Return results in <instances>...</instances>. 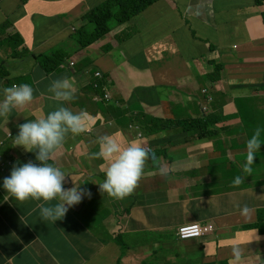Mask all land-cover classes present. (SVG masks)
<instances>
[{"label": "crops", "instance_id": "crops-1", "mask_svg": "<svg viewBox=\"0 0 264 264\" xmlns=\"http://www.w3.org/2000/svg\"><path fill=\"white\" fill-rule=\"evenodd\" d=\"M104 1L0 0V25L9 20L7 35L19 33L24 43L18 40L14 54L0 43V99L12 84L35 89L31 105L0 117V141L5 142L0 157H12L17 166L30 160L40 164L35 150L13 145L8 134L14 140L20 124L55 107L47 92L52 80L70 77L77 91L65 106L86 110L95 121L91 132L69 134L49 161L66 174L65 189L76 184L92 194L62 220L39 219L32 211L37 201L5 200L3 179L14 164L0 172V264H229L237 243L243 264H264V233L246 227L264 210L260 158L244 183L232 186L236 176H245L246 141L252 135L246 128L264 127V0H159L78 49L80 17ZM56 50L67 56L54 71L31 55ZM96 71L121 107L92 101ZM256 85L263 91H252ZM241 98L247 99L240 100L238 113L235 100ZM139 111L179 121L146 131L150 121L134 122L131 116ZM195 119L209 123L203 129L183 124ZM105 134L141 140L155 150L168 175H160L149 160L131 195L114 200L101 194L103 161L87 153L98 151L97 138ZM263 153L262 143L255 156ZM238 204L248 205L247 217ZM203 221L212 222L214 231L177 237L180 224Z\"/></svg>", "mask_w": 264, "mask_h": 264}, {"label": "clouds", "instance_id": "clouds-1", "mask_svg": "<svg viewBox=\"0 0 264 264\" xmlns=\"http://www.w3.org/2000/svg\"><path fill=\"white\" fill-rule=\"evenodd\" d=\"M81 17L79 19L80 26ZM10 27L11 23L9 28ZM9 28H7V30ZM7 30L5 34L0 35V43L4 42L7 44L11 48V54H14L18 52L17 45L18 40H20L18 35L20 36V34L7 35ZM9 36H13L10 43L6 41V38ZM22 44H24L23 39ZM31 55L36 59L40 56ZM70 64L73 66L75 63L71 62ZM0 65H2V63H0ZM220 70L221 67L218 66L215 72ZM93 76L95 82L90 84L93 91L91 96L92 101L102 104L113 103L116 105L115 107H121L118 102L112 100L109 90L100 84L102 81L101 72L96 71L93 73ZM256 86L250 87L252 91H263L262 87L256 88ZM34 91L35 89L29 83L12 84L11 86L3 88V98L0 99V117L8 118L14 110L26 109L34 100ZM76 91L75 82L70 77L65 76L52 80L47 87V92L49 93L48 99L55 102V107L44 115L37 116L32 120H27L20 124L18 126V134L14 137V140L12 134H8V138L13 141V145L22 146L25 151L29 152L35 150V159L40 162L39 165L30 160L27 163L17 166L14 164V159L12 157H0V172L6 171L14 164L10 176L3 179V188L7 192L5 200L11 197L19 203H24L29 200L37 201L38 203H36L32 211L38 212L39 219L45 222H51L52 224L57 220H62L69 208L79 204L85 196L90 199L92 195L90 191L80 188L76 184L74 187L65 189L63 184L66 174L60 167L49 162L55 160L56 156L63 148L69 134L78 136L93 130L95 121L86 110L74 112L69 107L65 106L67 102H71L75 98ZM248 98L254 99L253 96ZM244 99L247 98L235 100L238 113H240L239 102ZM207 101L211 102L212 98L208 97ZM202 109L204 113L209 110L206 105H204ZM131 116L134 122L139 119H142V121L148 119L150 124L146 131L159 128V123H157V121H151L154 117H148L145 111H139L137 114L133 113ZM199 120H206L207 122V124L198 126L201 129L209 123L207 119H195L191 122H197ZM162 121H170L167 123L168 126L174 127L179 120L172 119ZM186 124L191 125L190 123ZM262 134H264V129L257 127L246 141V159L245 163L242 165V172L245 173V176H236L232 184L233 187H239L244 183V178L251 175L255 154L259 151L261 144L264 143V140L261 139ZM139 136H141V134H139ZM97 144L98 151L87 153V156L91 160L103 161V163L99 165V171L104 174L105 178L102 182L97 183L99 185L98 190L101 194H107L108 197L114 200H123L135 191L144 175L145 167L149 160H151L153 166L158 168L160 175L167 176L169 173V169L161 165V159L157 156L155 150L145 148L143 142L139 139L125 140L117 134H105L97 138ZM4 145L5 142L0 141V147ZM237 207L240 209L241 215L247 217L250 214L251 210L247 204L243 206L238 204ZM263 211L264 210L259 211L258 221L261 220V222L264 223ZM191 224L208 226L209 230L198 235L182 238L179 235V228L183 225ZM252 225L254 224L247 225L246 227L257 228ZM214 229V224L209 221L184 223L177 227L176 235L179 239L185 240L202 237L213 232ZM231 247L232 257L229 264H243V250L241 246L237 243L233 244Z\"/></svg>", "mask_w": 264, "mask_h": 264}, {"label": "trees", "instance_id": "trees-1", "mask_svg": "<svg viewBox=\"0 0 264 264\" xmlns=\"http://www.w3.org/2000/svg\"><path fill=\"white\" fill-rule=\"evenodd\" d=\"M157 1L159 0H105L102 4L89 10L81 17V26L75 31V41L78 49L85 48L103 38L114 27L124 25L132 17L138 15L141 11ZM9 26V21L0 25V35L5 34ZM18 38L22 42L19 35ZM12 39L13 36H9L6 38V41L10 43ZM66 56L67 54L63 50H56L55 53L52 52L50 55H44V59L41 60V65L48 71H54L59 67L61 61ZM261 87H263V85L256 86V88ZM151 121H157V123H159V128H166L168 126L167 123L170 122L155 118H152ZM183 124L185 125L186 123ZM190 124L194 127H198L201 126V124H207V122L206 120H199L197 122H191ZM246 129L253 132L255 127L250 125ZM261 139L264 140L263 137H261ZM256 159H259V157L255 156L254 160ZM252 226L259 228V231L264 233V223L261 222V220Z\"/></svg>", "mask_w": 264, "mask_h": 264}, {"label": "built area", "instance_id": "built-area-1", "mask_svg": "<svg viewBox=\"0 0 264 264\" xmlns=\"http://www.w3.org/2000/svg\"><path fill=\"white\" fill-rule=\"evenodd\" d=\"M208 230H209L208 226H199L197 224L183 225L179 228V235L182 238H186L207 232Z\"/></svg>", "mask_w": 264, "mask_h": 264}, {"label": "rangeland", "instance_id": "rangeland-1", "mask_svg": "<svg viewBox=\"0 0 264 264\" xmlns=\"http://www.w3.org/2000/svg\"><path fill=\"white\" fill-rule=\"evenodd\" d=\"M46 55H50V54H46ZM44 59V55H40L38 58H37V60L36 61H41V60H43ZM262 129H264V128H262ZM262 137L264 138V134H262ZM259 158H260V160L263 162V165H264V153H263V155L262 156H258ZM263 214H264V211H263Z\"/></svg>", "mask_w": 264, "mask_h": 264}]
</instances>
